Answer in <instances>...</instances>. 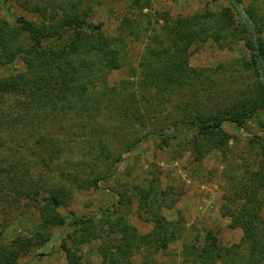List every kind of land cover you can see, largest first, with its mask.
Here are the masks:
<instances>
[{"label": "rangeland", "instance_id": "rangeland-1", "mask_svg": "<svg viewBox=\"0 0 264 264\" xmlns=\"http://www.w3.org/2000/svg\"><path fill=\"white\" fill-rule=\"evenodd\" d=\"M22 1L0 0V16L11 23L15 17L35 24L58 23L62 14L59 6L69 4L66 0H29L47 9L45 19L39 13L27 11ZM74 1L91 10L90 22L104 24L106 36L124 38L117 43L120 67L108 71L104 87H98V91L104 92V101L96 119L72 112L46 124L50 132L80 134V138L61 144L62 151L53 160L38 143L45 129L13 126L3 130L0 245L11 246L19 237L31 238L19 264H66L61 243L67 229L42 228L39 213L47 199L45 188L61 174H78L82 179L98 174L107 177L98 189H77L72 199L65 200L60 213L67 221L73 219V214L103 217L105 209L118 202L119 192H126L132 199L131 224L153 244L160 234L139 219L135 195L138 187L146 188L153 181L159 192L166 191L167 200L173 205L166 207L163 214L180 222L183 236L167 250L158 249L149 264H183L185 242L197 245L201 251L211 249L215 243L227 247L240 244L244 232L231 225L233 212L227 208L233 195L248 183V172L259 167L257 155L264 144L259 142L260 137L264 138L262 115L242 127L235 122L223 123L222 130L229 138L222 145L214 143L216 135L195 138L191 124L200 115L225 114L253 91L251 57L242 37L231 28V33L220 39L221 43L212 38L193 47L179 82L158 88L153 77L163 73L168 60L163 50L172 45L170 27L177 19L208 18V26L216 31L221 22H230L229 17L232 27L239 29L246 22L242 14L234 11L230 0ZM241 3L254 17L264 40V0ZM187 70L194 71V78L187 79ZM23 71L22 64L15 62L3 67L0 77ZM261 80L264 82V77ZM7 101L12 105L15 99ZM186 130L191 135L171 139L168 144L155 136ZM139 141L136 149L127 152ZM13 160L28 162L29 170H4ZM35 192L38 201L26 197L33 198ZM235 201L237 206L249 202L264 221V194L236 197ZM245 215L252 219L250 207ZM107 231L116 235V225L108 226ZM100 244L99 239H92L81 248L85 264L102 263ZM144 260L143 255H137L133 264H144ZM184 264L194 263L188 258Z\"/></svg>", "mask_w": 264, "mask_h": 264}, {"label": "trees", "instance_id": "trees-1", "mask_svg": "<svg viewBox=\"0 0 264 264\" xmlns=\"http://www.w3.org/2000/svg\"><path fill=\"white\" fill-rule=\"evenodd\" d=\"M66 1L69 4L59 6L62 14L58 23L35 24L15 15L11 23L0 16V70L15 62H20L24 69L18 74L0 77V147L4 140L1 133L6 128L20 126L23 129L35 127L46 130V124L72 112L83 113L87 119L94 120L102 108L104 92L98 91V87H104L108 71L119 69L117 43L123 42L124 38L106 36L103 23L93 24L89 21L91 10L81 8V2ZM239 3L241 0H230L236 12ZM22 5L27 11L39 13L46 19L47 9L41 5L31 4L29 0H23ZM247 13L254 28L247 22H242L239 29L234 28L231 17L230 22H221L216 31L208 26V18L194 16L177 19L170 27L172 45L163 50L168 56L163 73L153 77L158 88L179 82V74L185 72L189 51L193 47L212 38L221 43L220 39L230 34L231 28L234 29L232 32L236 31L242 37L244 47L251 57L250 64L255 77L253 91L225 114L200 115L191 124L195 138L216 135L219 139L214 140L216 145H222L229 138L222 130L225 122H235L242 127L262 115L260 124L264 127V82L261 80L264 77V40L254 17ZM189 71L187 79L194 78V71ZM7 98L15 99L14 103L8 105ZM45 132L46 136L42 133L39 135L38 143L50 160L61 153V144L80 138L77 132H71V135L50 132L49 129ZM189 133L186 130L155 136L168 144L171 139L191 135ZM263 139L260 137L259 142H264ZM140 142L135 143L127 152L136 149ZM257 157L260 158L258 169L248 172V183L240 187L234 197L247 198V195L256 197L260 193L264 194V144ZM4 170H29L28 162L13 160L8 162ZM61 175L45 188L47 199L40 206L39 213L42 228L60 226L67 229L61 243L66 264H85L81 248L92 239L101 242L98 247L101 264H133L137 255H143L144 264H149L158 249L167 250L171 243L182 238L184 228L180 222L169 220L163 214V210L173 204L168 202L166 191L159 192L156 189L154 181L146 188L138 187L135 196L139 219L150 224L152 230L160 234L156 244L148 236H142L131 224L129 209L132 199L126 196V192H119L118 202L106 208L103 217H76L73 214V219L67 221L60 213L65 200L72 199L77 189H98L101 181L107 177L98 174L82 179L78 174ZM26 197L35 202L39 200L36 192L33 198ZM234 197L227 209L233 212L231 225L240 227L244 232L240 244L227 247L215 243L211 249L201 251L197 245H187L185 242L182 252L184 263L191 258L194 264H264V221L255 213L254 206H249V202L237 206ZM249 207L252 219H247L245 215ZM113 224L116 225V235H109L107 227ZM29 243L31 238L19 237L11 246L0 245V264H19Z\"/></svg>", "mask_w": 264, "mask_h": 264}, {"label": "water", "instance_id": "water-1", "mask_svg": "<svg viewBox=\"0 0 264 264\" xmlns=\"http://www.w3.org/2000/svg\"><path fill=\"white\" fill-rule=\"evenodd\" d=\"M237 10L238 12H240L243 16V18L245 19V21L249 24H251V18L249 16V14L247 13V11L245 10V8L243 7L242 3H239L237 5Z\"/></svg>", "mask_w": 264, "mask_h": 264}]
</instances>
